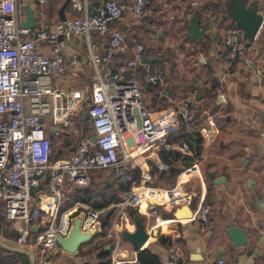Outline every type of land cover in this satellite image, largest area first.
<instances>
[{"label":"crops","instance_id":"0c3cea01","mask_svg":"<svg viewBox=\"0 0 264 264\" xmlns=\"http://www.w3.org/2000/svg\"><path fill=\"white\" fill-rule=\"evenodd\" d=\"M64 1L17 0L19 21L25 19L21 5L29 2L35 17L31 29H50L61 20L59 8ZM104 1L87 0V13H95ZM116 1L122 6L121 13L108 26L123 33V47L106 63L102 60L106 35L95 31L88 35L71 34L69 38L60 35L66 65L53 85L90 93L95 68L89 59V49L101 71L104 68L127 71L125 62L131 56V47L141 42L145 46V61L135 72L157 130L172 143L171 148L185 153L179 147L182 140L172 142V139L182 132H191L185 129L178 108L180 100L189 101L196 109L194 130L201 137V155L189 166H183L180 159L161 158L163 148L151 144L136 156L135 165L123 162L120 168L92 170L89 186L105 194V187L112 185L117 192L118 200L103 207L75 200L76 185L65 181L62 184L65 198L58 206L55 223L68 221L71 225L81 213V228L86 230L95 225L96 231L75 252L53 249L45 254L46 258L50 264H97L107 251L109 259L114 255L122 260L117 264H137L139 249L122 238L121 230L132 231V217L138 215L149 232L143 247L157 252L162 264H167L174 250L185 256L184 261L176 260L175 264H213L218 258L223 259V264H264V0H248L257 4L263 19L256 37L246 39V46L235 59L227 57L224 46L226 29L234 23L227 13L228 0H149L142 18L130 9L132 0ZM63 13L65 18L81 14L73 9L70 0ZM193 18L205 28L197 39L190 38L186 31ZM36 46L46 56L54 54L48 40L38 39ZM72 58L75 63L69 62ZM145 68L151 73H163V80L150 83ZM76 122L73 129H59L56 137L61 140V148L72 133L76 134L75 139L82 138L79 126L83 127L84 122ZM91 134L92 130L87 136ZM68 156L64 153L51 159L64 161ZM173 168H181L174 178L169 174ZM126 173L136 176V186L123 178ZM39 181L41 187L34 191L31 203L37 194L46 193L47 176H41ZM132 189L141 193L143 201L137 204L124 201L125 191ZM166 189L180 196L189 195V202L167 205L164 209ZM204 204L210 206V211L201 227L198 213ZM180 205L183 218L173 215ZM151 209H157V214L149 215ZM230 225L245 229V245H232L225 232ZM17 234L15 222L0 210V264H11L17 258L31 264V255L36 260L39 249L33 239L18 245ZM160 235L166 237V242L159 241Z\"/></svg>","mask_w":264,"mask_h":264},{"label":"built area","instance_id":"2783aa9c","mask_svg":"<svg viewBox=\"0 0 264 264\" xmlns=\"http://www.w3.org/2000/svg\"><path fill=\"white\" fill-rule=\"evenodd\" d=\"M70 2L80 15L59 20L50 29L41 28L33 38L31 28L20 26L17 0H0V201L5 217L17 226L18 245L26 244L34 231L33 242L39 249L35 264H50L45 254L59 249L57 238L65 236L70 228L68 221H54L58 206L65 198L62 186L65 181L86 186L90 184L92 170L120 168L123 162L135 165L136 156L151 144L163 149L172 147L157 130L136 77L135 69L141 65L145 53L143 43L136 42L131 47V56L125 62L127 71L124 68L101 71L89 49V59L95 68L90 93L53 85L66 65L60 35L69 38L71 34L88 35L91 31L106 35L102 58L106 63L124 44L123 33L108 26L120 16L122 6L118 1L105 0L94 14L86 11L87 0ZM148 3L149 0H132L129 7L136 17L142 18ZM38 39L51 42L52 56L38 50ZM224 46L230 59H235L246 46L242 31L234 23L226 29ZM75 61L72 58L69 62ZM144 73L152 84L164 78L163 73H151L147 68ZM86 103L92 134L80 138L66 160H52L48 132L57 136L59 129H73ZM178 108L185 129L191 131L196 125V109L187 100H180ZM179 147L190 152L189 140H182ZM43 175L47 176L46 193L37 194L31 203L32 188L40 185L39 178ZM123 178L132 186L138 183L127 173ZM165 192L164 209L190 200L189 195L180 196L171 189ZM124 196L126 203L143 201L135 189L125 191ZM209 211L208 204L200 207L201 227ZM148 214H157V209H151ZM184 259L180 250H174L167 264ZM110 260L111 264L122 262L114 255ZM213 264H223V259L218 258Z\"/></svg>","mask_w":264,"mask_h":264},{"label":"water","instance_id":"95a60500","mask_svg":"<svg viewBox=\"0 0 264 264\" xmlns=\"http://www.w3.org/2000/svg\"><path fill=\"white\" fill-rule=\"evenodd\" d=\"M37 2V0H33ZM69 0H65L61 7L59 8V17L61 20L65 19L63 13L64 8L66 7ZM38 3V2H37ZM21 8L24 10L25 19L20 21V26L33 28L35 26V17L33 13V8L30 7L29 2L21 5ZM227 13L229 18H231L235 25L242 31V36L247 40H252L256 37L258 28L263 19L262 14L258 12L257 4L249 3L248 0H228L227 1ZM91 14H94L93 12ZM205 28L198 25L195 19L187 25V35L192 39H197L200 37ZM37 31L32 29L30 36L36 38ZM142 61H145V56ZM82 115L86 116V110H83ZM140 124L139 118L137 116V125ZM188 139L191 142L193 147L196 146V142L193 139L191 132H187ZM94 140V137L91 138ZM40 185H36L32 188V192L39 190ZM180 205L173 212V215L176 217H185L181 216ZM187 207V206H186ZM83 219V214H78L75 217L70 225L68 233L65 236H59L57 238L58 247L67 252H75L80 243L88 240L96 231V226L93 225L89 229L83 230L81 228V223ZM134 223V229L129 231L127 229L121 230V236L125 240H128L136 249L143 248V245L147 238L149 237V232L145 228V224L138 215H133L132 217ZM226 234L231 239L232 245L234 246H243L247 242V237L245 234V229L243 227L230 225L225 229ZM21 249V248H19ZM32 261L31 264H35L34 257L31 255Z\"/></svg>","mask_w":264,"mask_h":264},{"label":"trees","instance_id":"16d2710c","mask_svg":"<svg viewBox=\"0 0 264 264\" xmlns=\"http://www.w3.org/2000/svg\"><path fill=\"white\" fill-rule=\"evenodd\" d=\"M233 24V23H232ZM247 43V41H246ZM87 103L85 104L84 110L87 108ZM79 121L84 122L83 123V127H80L79 125V133L80 136L85 137L88 135V133H90V131L92 130L90 125V119L88 117V115L85 116V118H81V114L80 117L78 118ZM79 124V123H78ZM89 130V131H88ZM191 133L193 135V139L196 141L197 145L195 147H193L192 145H190L189 142V147H190V154H187L186 152L183 153L182 151L178 150V149H174V148H170V149H162L161 151V158H163L164 160L167 159V157H170L172 159H180L182 161L183 166H189L195 159L199 158L201 155V137L200 134L195 131L194 129L191 130ZM51 141H52V146H53V141L58 139V137H56L55 134L48 132ZM78 136V137H80ZM188 139L187 136V132H182L180 134L179 137H176L174 139H172V142H177V141H181V140H186ZM78 138L74 139V142L72 141H67L65 142V145L63 147L66 148H62L58 153L55 152L51 153V157L55 160L58 159L60 156H62V154H66L67 156L70 155L76 148V145L78 143ZM181 168H173L170 171V177L172 176V178L175 177V175L179 172ZM160 174H162V172L160 171ZM132 177H136V176H132ZM77 190H76V195H75V200L79 199L89 205L95 206V207H103L107 204H109L112 201H117L118 200V196H117V192L115 191L116 189H114L112 185H108L106 186V192L105 194H102V192H100V190H94L91 186L86 185V186H76ZM119 190V189H118ZM1 203V202H0ZM0 210L1 212H3V205L0 204ZM133 213V212H132ZM34 232V231H33ZM30 234L29 237V241L33 239L34 237V233ZM159 241L161 242H166V237L164 235H160L159 236ZM22 253V252H21ZM12 262V259L10 261V263ZM11 264H27V261H25V259L23 258H17L16 261H14ZM83 264H90V263H83ZM97 264H111L110 263V259L108 256V252L104 251L101 254V258L100 261ZM137 264H162L160 256L157 252L149 249L148 247H143L139 250H137Z\"/></svg>","mask_w":264,"mask_h":264},{"label":"rangeland","instance_id":"374dc122","mask_svg":"<svg viewBox=\"0 0 264 264\" xmlns=\"http://www.w3.org/2000/svg\"><path fill=\"white\" fill-rule=\"evenodd\" d=\"M78 132V131H77ZM75 136H76V134H70L69 136H68V138H69V141H72V142H74V139H75ZM60 139H57V141L56 140H54L53 141V146H52V150H53V153H55V152H57L58 153V151H60L59 149L62 147L61 146V144H60ZM65 148V147H64ZM62 149V148H61ZM65 150H66V148H65Z\"/></svg>","mask_w":264,"mask_h":264},{"label":"bare ground","instance_id":"6f19581e","mask_svg":"<svg viewBox=\"0 0 264 264\" xmlns=\"http://www.w3.org/2000/svg\"><path fill=\"white\" fill-rule=\"evenodd\" d=\"M124 206V205H123Z\"/></svg>","mask_w":264,"mask_h":264}]
</instances>
